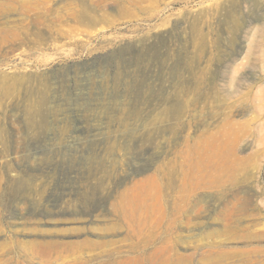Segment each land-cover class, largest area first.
<instances>
[{"label": "rangeland", "instance_id": "obj_1", "mask_svg": "<svg viewBox=\"0 0 264 264\" xmlns=\"http://www.w3.org/2000/svg\"><path fill=\"white\" fill-rule=\"evenodd\" d=\"M0 264H264V0H0Z\"/></svg>", "mask_w": 264, "mask_h": 264}, {"label": "bare ground", "instance_id": "obj_2", "mask_svg": "<svg viewBox=\"0 0 264 264\" xmlns=\"http://www.w3.org/2000/svg\"><path fill=\"white\" fill-rule=\"evenodd\" d=\"M206 137H208L207 139H206ZM212 139V137H209V136H202L201 138H199V142L197 141V144H196V146H198V143H199V145H203L204 143H207V145L209 144V141ZM219 141H221V140H219ZM214 143V142H213ZM213 145V144H212ZM221 146V145H220ZM219 146V147H220ZM225 146V145H224ZM218 147V148H219ZM187 148V147H186ZM208 148V147H207ZM212 149V148H211ZM214 149H216V148H214ZM216 150H218V149H216ZM196 153V152H195ZM216 153H217V151H216ZM215 156V155H214ZM217 157V156H216ZM215 157V158H216ZM211 160V159H210ZM243 160V159H242ZM231 162V161H230ZM179 163V162H178ZM184 162L183 161H181L179 164H177L176 166H173L172 167V169L171 170H165L164 171V173L162 174V176L160 177V181H161V186L163 185V187H171V188H173V189H175V190H177V192L179 193L182 189H181V187H182V185L180 186V185H177L176 183L178 182L177 181V179H180L178 176L179 175H183L186 179L188 178V177H190L191 176V172H190V169L189 168H187V165H186V170H185V168H184ZM221 164V163H220ZM234 164V163H233ZM226 166V165H225ZM235 167V166H234ZM194 168V167H193ZM170 169V168H169ZM213 170H215V169H213ZM223 170V169H222ZM196 172V171H195ZM198 172V171H197ZM232 172V171H231ZM235 172V171H234ZM204 174V173H203ZM202 174V175H203ZM227 174V173H226ZM194 175V174H193ZM196 175V174H195ZM224 176V175H223ZM183 177V178H184ZM203 177V176H202ZM225 177V176H224ZM193 178V177H192ZM195 178H197V177H195ZM232 179V181L234 180L233 178H231ZM237 179V178H236ZM238 179H239V177H238ZM196 180V179H195ZM181 181V180H180ZM209 181H211V180H209ZM222 181H223V183H222ZM221 181V184H222V186H223V184H224V180H222ZM196 182H197V180H196ZM209 183V182H208ZM213 183V182H212ZM153 184V183H152ZM183 184V183H182ZM196 184V183H195ZM228 184V183H227ZM207 186V185H206ZM211 186V185H210ZM152 187V186H151ZM157 187V186H156ZM191 187V186H190ZM156 189V188H155ZM169 189V188H168ZM222 190V189H221ZM221 193V192H220ZM185 195V194H184ZM187 195V194H186ZM180 196L182 197L183 196V194H180ZM179 196V197H180ZM177 197V196H176ZM187 198V197H186ZM180 199V198H179ZM181 200V199H180ZM175 201V200H174ZM145 202V201H144ZM182 202V201H181ZM176 203V202H175ZM173 204V203H172ZM225 205L227 206V203H225ZM236 206V205H235ZM136 208V207H135ZM164 209V208H163ZM166 210H167V208H166ZM138 211V210H137ZM173 209H172V205H170L169 206V208H168V211L166 212V211H164V212H162V216H164L165 218H167V220H169V218H170V216H172L173 215ZM185 212V211H184ZM161 213V212H160ZM144 214H146V215H148L147 213H144ZM161 215V214H160ZM138 216V215H137ZM150 216V215H149ZM139 217H141V215L139 216ZM163 217V218H164ZM143 218V217H142ZM141 219V218H140ZM146 222V221H145ZM50 245H51V243H50Z\"/></svg>", "mask_w": 264, "mask_h": 264}]
</instances>
